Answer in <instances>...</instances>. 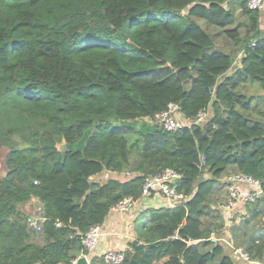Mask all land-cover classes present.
Wrapping results in <instances>:
<instances>
[{
  "label": "trees",
  "instance_id": "1",
  "mask_svg": "<svg viewBox=\"0 0 264 264\" xmlns=\"http://www.w3.org/2000/svg\"><path fill=\"white\" fill-rule=\"evenodd\" d=\"M261 12L246 0H0V264H71L87 254L82 236L165 170L182 202L137 217L121 264H234L216 240L225 179L250 176L264 193V120L242 93L264 91ZM169 105L210 116L175 132L145 122ZM105 172L130 176L93 180ZM31 200L40 232L20 211ZM243 207L233 247L264 264V197Z\"/></svg>",
  "mask_w": 264,
  "mask_h": 264
},
{
  "label": "built area",
  "instance_id": "2",
  "mask_svg": "<svg viewBox=\"0 0 264 264\" xmlns=\"http://www.w3.org/2000/svg\"><path fill=\"white\" fill-rule=\"evenodd\" d=\"M246 5L247 9L250 11L264 10V0H246ZM208 112L209 110L200 111L195 120L191 122L186 120L179 113L176 105H169L165 111L155 114L153 118L145 119V121L156 124L167 132H175L183 128L189 129L192 125L204 124L207 120ZM179 116L181 121L178 119ZM125 176L129 177L130 175L125 174ZM178 179L179 176L171 170L162 171L156 176L146 177L142 186L141 197L138 200L160 199L167 205L168 208L180 205L182 198L175 190V185ZM225 182L228 186L227 191L229 194V200L228 203L222 207L221 211L223 212H232L236 210L239 205H244L247 202L252 203L255 199L264 197L259 181L250 176L235 174L227 177ZM138 200H134L131 197L123 198L110 209L109 214L127 215L132 211L134 204ZM44 222L45 218L41 207L36 215L28 217L26 221L28 228L35 232L41 231ZM55 226L59 227V224L56 223ZM127 228L129 230V227ZM128 230L127 233L131 239L133 231L131 232ZM112 235L114 236L116 233H110L103 230L101 225L91 227L81 238L82 246L87 253L84 257L88 260V257L93 255L96 250L100 248V245L107 241ZM130 241H132V239ZM123 252L124 251L108 250L98 256H100L106 264H121L124 258ZM233 255L235 257L238 256L245 261H249L248 256L241 249L233 247ZM75 262L76 260H74L71 264H74Z\"/></svg>",
  "mask_w": 264,
  "mask_h": 264
},
{
  "label": "crops",
  "instance_id": "3",
  "mask_svg": "<svg viewBox=\"0 0 264 264\" xmlns=\"http://www.w3.org/2000/svg\"><path fill=\"white\" fill-rule=\"evenodd\" d=\"M101 176H103L104 180H96L99 178L101 179ZM120 176L124 177V175L105 172L95 176L93 180L98 183H103L107 179H117L119 181H124V179L122 180ZM160 207H167V205L160 199H140L134 204L132 211L127 215L109 214L101 226L103 230L110 233H116V235L110 236L107 241L103 242L100 245V248H98L94 254L100 255L101 253L108 250L125 251L128 247V244L130 243V236L127 233V227L129 225L133 227L137 217L147 209ZM234 212L236 214L231 219H227L228 216H230V213L221 211L225 225L223 230L219 233V236H217L218 238H216V240L225 246L226 252L231 256L234 264H252L249 261H245L244 259L238 256L235 257L233 255L234 245L232 243V230L235 227L241 226L242 222L249 219L250 217L243 205H239V207L234 210ZM127 234L128 236L125 238Z\"/></svg>",
  "mask_w": 264,
  "mask_h": 264
},
{
  "label": "rangeland",
  "instance_id": "4",
  "mask_svg": "<svg viewBox=\"0 0 264 264\" xmlns=\"http://www.w3.org/2000/svg\"><path fill=\"white\" fill-rule=\"evenodd\" d=\"M262 12H261V14H262ZM260 24H261V28L263 29L264 28V21H263L262 17H261ZM203 27L209 33H213V29L212 28H207L204 25H203ZM216 44H217L218 47H222L225 51L228 49L227 40L224 37H222V36H218L216 38ZM242 93L245 94L246 96H250V97L254 98L253 105H252L254 107L253 109H254V111H257V114H260V115H258V117L264 120V91L261 89L260 84L257 83V82H248L245 85H243ZM207 114H208L207 115V119H208L209 116H210L209 112ZM178 119L181 121L180 116L178 117ZM145 122H147V121H145ZM84 142H85V138H83L81 140L79 146L80 147L83 146ZM6 154H7V150L6 149L0 150V174H1V176L5 174L4 158H5ZM121 179L125 180L126 176L125 175H124V177L122 176ZM96 180L102 181V180H104V178H103V176H101V179L99 178V179H96ZM39 209H40V206L35 200H31L30 202L26 203L24 206L20 207V211H21V213H22L24 218L36 215L38 213ZM229 213H230V216H228L227 219H231L236 214L234 211L229 212ZM128 227H129V230L132 232L133 231V227H131L130 225ZM134 238H135V236H134V233H133V236L131 237V239L133 240ZM32 242H34L36 244H40L41 243V238H37L36 239L34 237L32 239Z\"/></svg>",
  "mask_w": 264,
  "mask_h": 264
},
{
  "label": "water",
  "instance_id": "5",
  "mask_svg": "<svg viewBox=\"0 0 264 264\" xmlns=\"http://www.w3.org/2000/svg\"><path fill=\"white\" fill-rule=\"evenodd\" d=\"M66 150H67V146L63 144L60 148V151L65 152ZM74 264H88V260L84 256H81L76 260Z\"/></svg>",
  "mask_w": 264,
  "mask_h": 264
}]
</instances>
